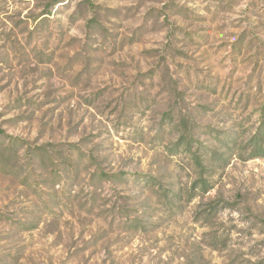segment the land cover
<instances>
[{
    "label": "rangeland",
    "instance_id": "obj_1",
    "mask_svg": "<svg viewBox=\"0 0 264 264\" xmlns=\"http://www.w3.org/2000/svg\"><path fill=\"white\" fill-rule=\"evenodd\" d=\"M49 1L0 0V264H264V158L162 196L182 118L221 152L260 125L264 0Z\"/></svg>",
    "mask_w": 264,
    "mask_h": 264
},
{
    "label": "trees",
    "instance_id": "obj_2",
    "mask_svg": "<svg viewBox=\"0 0 264 264\" xmlns=\"http://www.w3.org/2000/svg\"><path fill=\"white\" fill-rule=\"evenodd\" d=\"M61 2H63V0H50L47 7L44 9V13L49 14L51 10L48 9V7L54 8ZM43 19L44 18L39 19V22L41 23ZM186 124V121L182 118V121L178 123V125H181V130H179V134L175 139L176 141L174 143H168L165 146L168 149L169 154L175 156L179 155L185 160L184 168L177 169V175H179L181 171H186L191 182L189 186L186 187L178 184L176 174L174 177L171 175L166 178L167 183L165 182V184H167L168 187H164V189L161 185L162 182H158L159 188L157 189L164 190L162 196L164 198L163 205L166 206L164 212L166 214L182 213L183 207H185L188 202L192 201L195 196L204 195L210 192L213 183L215 182L213 177L218 173L217 169L223 168L228 164L230 155L227 152L231 148H237V155L241 161L264 158V107L261 112L260 125L256 131L248 137L247 142L245 145H242V147H239L236 139H228L229 141L224 142L223 138L216 137V139H219L217 145H224L225 149H227L224 152H221V149L216 145L207 146L199 139L192 137L190 128H186ZM176 125L172 128L175 129ZM94 174L92 175L94 176ZM100 174H102V172H99L98 174L101 177ZM116 179L125 180V178H122L121 176H117ZM145 182L152 186V189L158 187V185L155 186V183H157L155 178H144L142 182L137 183L144 184ZM223 207H227V204H224ZM220 209L221 207L219 208L218 202L212 201L210 206L206 209L197 211L194 221L202 220L208 223L210 222L209 220L211 216L216 215ZM207 240V246L211 250H224L228 247L227 238H222L219 234L211 235ZM251 264H262V262L258 261Z\"/></svg>",
    "mask_w": 264,
    "mask_h": 264
}]
</instances>
